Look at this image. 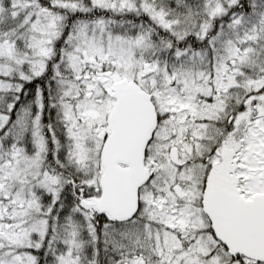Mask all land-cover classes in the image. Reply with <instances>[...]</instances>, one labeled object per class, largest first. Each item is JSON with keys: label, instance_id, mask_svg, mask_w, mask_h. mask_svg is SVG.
I'll return each instance as SVG.
<instances>
[{"label": "snow or ice", "instance_id": "snow-or-ice-1", "mask_svg": "<svg viewBox=\"0 0 264 264\" xmlns=\"http://www.w3.org/2000/svg\"><path fill=\"white\" fill-rule=\"evenodd\" d=\"M0 264H264V0H0Z\"/></svg>", "mask_w": 264, "mask_h": 264}]
</instances>
